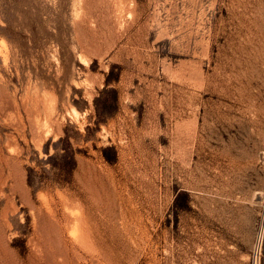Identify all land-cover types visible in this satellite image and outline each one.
<instances>
[{"label":"rangeland","instance_id":"obj_1","mask_svg":"<svg viewBox=\"0 0 264 264\" xmlns=\"http://www.w3.org/2000/svg\"><path fill=\"white\" fill-rule=\"evenodd\" d=\"M0 264H264V0H0Z\"/></svg>","mask_w":264,"mask_h":264},{"label":"built area","instance_id":"obj_2","mask_svg":"<svg viewBox=\"0 0 264 264\" xmlns=\"http://www.w3.org/2000/svg\"><path fill=\"white\" fill-rule=\"evenodd\" d=\"M262 232H263V228H261V230L258 233V238L261 239L262 238Z\"/></svg>","mask_w":264,"mask_h":264}]
</instances>
